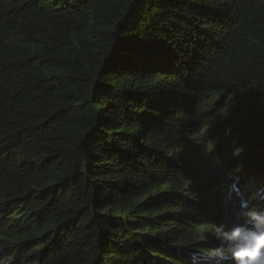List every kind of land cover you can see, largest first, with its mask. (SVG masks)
I'll return each mask as SVG.
<instances>
[{"label":"trees","instance_id":"1","mask_svg":"<svg viewBox=\"0 0 264 264\" xmlns=\"http://www.w3.org/2000/svg\"><path fill=\"white\" fill-rule=\"evenodd\" d=\"M262 101L264 0H0V264H221Z\"/></svg>","mask_w":264,"mask_h":264},{"label":"clouds","instance_id":"2","mask_svg":"<svg viewBox=\"0 0 264 264\" xmlns=\"http://www.w3.org/2000/svg\"><path fill=\"white\" fill-rule=\"evenodd\" d=\"M213 147L210 142L205 154L210 153ZM242 151L243 148L236 147L233 152V157L238 162V170L243 167ZM238 184L239 178L235 177L229 190L238 192ZM255 197L264 200V184L257 187ZM240 208L245 217L242 222L235 223L230 228L224 224L212 226L211 231L217 246L209 251L208 256L221 264H264V206H250V200L241 197ZM189 255L192 264H198V254L190 252Z\"/></svg>","mask_w":264,"mask_h":264},{"label":"rangeland","instance_id":"3","mask_svg":"<svg viewBox=\"0 0 264 264\" xmlns=\"http://www.w3.org/2000/svg\"><path fill=\"white\" fill-rule=\"evenodd\" d=\"M262 174H263V172H262Z\"/></svg>","mask_w":264,"mask_h":264},{"label":"water","instance_id":"4","mask_svg":"<svg viewBox=\"0 0 264 264\" xmlns=\"http://www.w3.org/2000/svg\"><path fill=\"white\" fill-rule=\"evenodd\" d=\"M264 174V173H263Z\"/></svg>","mask_w":264,"mask_h":264}]
</instances>
